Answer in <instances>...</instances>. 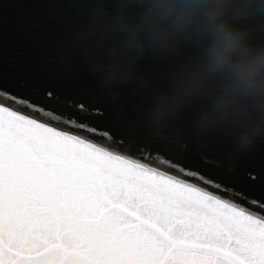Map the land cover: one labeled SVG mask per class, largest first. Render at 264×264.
I'll use <instances>...</instances> for the list:
<instances>
[{"label": "clouds", "instance_id": "9594fccd", "mask_svg": "<svg viewBox=\"0 0 264 264\" xmlns=\"http://www.w3.org/2000/svg\"><path fill=\"white\" fill-rule=\"evenodd\" d=\"M72 6L45 71L106 109L113 143L148 148L154 164L197 156L225 174L264 149V0Z\"/></svg>", "mask_w": 264, "mask_h": 264}, {"label": "snow or ice", "instance_id": "6c2138e0", "mask_svg": "<svg viewBox=\"0 0 264 264\" xmlns=\"http://www.w3.org/2000/svg\"><path fill=\"white\" fill-rule=\"evenodd\" d=\"M0 264H264V218L0 104Z\"/></svg>", "mask_w": 264, "mask_h": 264}, {"label": "water", "instance_id": "95a60500", "mask_svg": "<svg viewBox=\"0 0 264 264\" xmlns=\"http://www.w3.org/2000/svg\"><path fill=\"white\" fill-rule=\"evenodd\" d=\"M74 20L72 0H0V91L15 96L9 100L0 95V104L121 155L141 159L264 218V209L251 203L264 202V149L240 160L227 174L197 156L154 164L152 160L157 158L148 148L129 149L121 147L122 140L112 142L103 106L92 103L80 88L46 74L45 65L67 41ZM169 163L183 168V172Z\"/></svg>", "mask_w": 264, "mask_h": 264}, {"label": "bare ground", "instance_id": "6f19581e", "mask_svg": "<svg viewBox=\"0 0 264 264\" xmlns=\"http://www.w3.org/2000/svg\"><path fill=\"white\" fill-rule=\"evenodd\" d=\"M5 106V105H4ZM21 114V113H20ZM38 121V120H37ZM38 122H40V121H38ZM41 123H43V122H41ZM44 124H46V125H48V126H50V127H54V128H56V129H58V130H62V129H60V128H57V127H55V126H53V125H50V124H47V123H44ZM247 211V210H246ZM249 212V211H248Z\"/></svg>", "mask_w": 264, "mask_h": 264}]
</instances>
